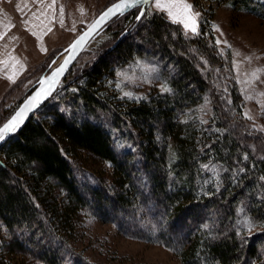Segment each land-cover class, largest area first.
<instances>
[{
  "label": "trees",
  "instance_id": "1",
  "mask_svg": "<svg viewBox=\"0 0 264 264\" xmlns=\"http://www.w3.org/2000/svg\"><path fill=\"white\" fill-rule=\"evenodd\" d=\"M139 11L112 19L111 38L78 62L85 50L41 107L61 93L63 108L55 102L39 117L40 108L0 147L4 243L45 264H89L65 234L85 208L183 264H264V136L244 117L232 60L203 26L188 34L147 6L137 23ZM133 57L159 62L171 91L129 102L105 91ZM78 149L108 162L112 183L81 181L71 157ZM245 216L252 227L237 224Z\"/></svg>",
  "mask_w": 264,
  "mask_h": 264
},
{
  "label": "rangeland",
  "instance_id": "2",
  "mask_svg": "<svg viewBox=\"0 0 264 264\" xmlns=\"http://www.w3.org/2000/svg\"><path fill=\"white\" fill-rule=\"evenodd\" d=\"M114 1L55 0V4L49 7L53 0H0V125L51 65L54 63L56 66L60 62L62 50ZM242 1L188 0V3L193 5L194 12L200 14L199 32L203 26V34L215 42L225 57L231 58L235 78L244 96V117L264 136L261 130L264 128V96L260 95L264 92V83L261 82L264 81V73L259 81L246 82L253 71L264 68V0ZM147 8L157 10L154 0L148 3ZM110 38V30L104 27L90 41L78 62L92 57L91 53ZM13 65L15 75L9 79L13 76ZM118 71L124 75L118 76ZM166 75L162 65L151 57H133L117 68L114 77L105 80L104 90L119 101L138 100L150 93L161 92L162 86L168 87ZM128 92L132 97L124 95ZM248 96L253 98L246 99ZM60 97L61 93L49 107L58 102L57 108H63ZM49 107L41 108L37 116H45ZM209 108L203 106L198 113L204 121L210 115ZM66 109L76 115L71 106L67 105ZM260 149L264 151V148ZM71 157L81 181L96 183L100 179L112 183L113 170L108 162L84 149L72 152ZM132 226V222L125 225L128 229ZM71 228L65 234L75 252L89 264H183L181 256L171 249L129 236L114 223L103 221L85 208L73 216ZM9 238L0 219V264H45L30 251L10 250L4 243Z\"/></svg>",
  "mask_w": 264,
  "mask_h": 264
},
{
  "label": "snow or ice",
  "instance_id": "3",
  "mask_svg": "<svg viewBox=\"0 0 264 264\" xmlns=\"http://www.w3.org/2000/svg\"><path fill=\"white\" fill-rule=\"evenodd\" d=\"M146 3H149V0H118V2L113 4L110 8H108L98 20L93 22V24L89 26V31L84 33L82 36H80L78 40L74 42V44L71 47L75 49L76 47L82 45L85 42V38L91 35V33L95 32L96 29L110 16L115 15L117 13L123 14V12L127 10L128 8L137 7L139 5L146 4ZM54 4H55V0H53L52 5H49V7H52ZM154 6L157 10L166 12L167 16L170 18V20L173 23L182 24L183 28L186 31H191L194 34H199L198 17L200 14L193 11V5L188 3V0H154ZM141 15H144L143 11H141ZM137 19H139V17H137ZM217 43H220V41H217ZM224 43H227V42L225 41ZM235 54L240 55L239 52H236ZM246 59L250 60L251 58L246 57ZM67 63L68 61L65 60V65ZM63 71H64V65H61V67L56 70L53 77L49 78V80L47 81H44V80L41 81L42 85L47 83L48 86L46 88L42 87L40 91H38L33 97L29 99V101L26 102L24 107H22L6 123L0 126V140L5 139V137L9 133L15 132L19 128L20 124L23 123L24 116L26 115V113L29 110H31V108L35 107L36 103H38L40 99H42L46 95L51 94V90L57 83L56 76H59L60 74H62ZM262 73H264V68L256 69L250 74V79L247 80L246 82L248 84H252L255 81H259L260 75ZM14 75H15V65H13V76H9L8 78L13 79ZM117 75L122 76L124 75V73L118 71ZM261 82L264 83V81H261ZM117 86L119 87V84ZM161 90L164 92L171 91V89L168 88L166 85L162 86ZM124 95L128 97H132L131 92L124 93ZM260 95L264 96V92L260 93ZM252 98H253L252 96L246 97V99H252ZM245 115L247 116L248 114L245 113ZM248 118L251 119L250 116H248ZM261 130L264 131V128H261ZM245 159H247L246 156H245ZM201 167L204 169H208L209 166L205 164V165H202ZM261 179H264V177H261ZM207 182L208 181H206V183ZM238 211L243 213L245 209L241 207L238 209ZM254 223L255 222L247 216L237 221L238 225H243L248 228L252 227Z\"/></svg>",
  "mask_w": 264,
  "mask_h": 264
},
{
  "label": "water",
  "instance_id": "4",
  "mask_svg": "<svg viewBox=\"0 0 264 264\" xmlns=\"http://www.w3.org/2000/svg\"><path fill=\"white\" fill-rule=\"evenodd\" d=\"M151 0H149L150 2ZM118 0H115L114 2L110 3L109 5H107L101 12H99L97 14V16H95V18L91 21V23L84 27L81 32L62 50L61 54H62V58L60 60V62L54 66L53 64L51 65L52 67L49 68L38 80L37 82L32 86L31 91L26 95V97L20 102V104L17 106V108L12 112V114L0 125L2 126L4 123H6L12 116H14L22 107L25 106L26 102L29 101V99L31 97H33L38 91H40V89L42 87H47V83H45L44 85L41 84V81H47L49 80V78L53 77V75L55 74L56 70L58 68L61 67V65H64V71L62 72V74H60L59 76H56V81L57 83L55 84V86L53 87V89L51 90V94L50 95H46L44 96L42 99L39 100L38 103H36L35 107L31 108V110H29L26 115L24 116V120L23 123L20 124L19 128L13 132V133H9L5 139L0 140V147L5 144L7 141H9L14 135H16L18 132H20L22 130V128L30 121V119L37 113V111L43 106L45 105L50 98L54 95V93L56 92V90L58 89V86L60 84V82L63 80V78H65V76L68 74L69 70L72 68V66L74 65V63L77 61V59L79 58V56L86 50L88 44L90 43V41L97 35L98 32H100V30H102L112 19H114L117 16H123L125 14H127L128 12H130L131 10L135 9V8H140L138 17L139 19H137V23L140 21V19L142 18L143 15H141V11H145L146 6L148 5V3L146 4H142L139 5L137 7H131L128 8L127 10H125L123 12V14L117 13L115 15L110 16L108 19H106L97 29L95 32L91 33V35L87 36L85 38V42L76 47L75 49H73L71 46L74 44V42H76L78 40V38L80 36H82L84 33L89 31V26L93 24V22H95L96 20H98L102 14L108 9L110 8L113 4L117 3ZM127 32H124L123 34H121V36L119 37L118 41L126 34ZM117 41V42H118ZM65 60L68 61V63L65 65Z\"/></svg>",
  "mask_w": 264,
  "mask_h": 264
}]
</instances>
